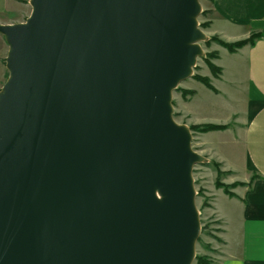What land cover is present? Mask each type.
<instances>
[{"label": "water", "instance_id": "obj_1", "mask_svg": "<svg viewBox=\"0 0 264 264\" xmlns=\"http://www.w3.org/2000/svg\"><path fill=\"white\" fill-rule=\"evenodd\" d=\"M0 24V264H193L200 0H29Z\"/></svg>", "mask_w": 264, "mask_h": 264}, {"label": "crops", "instance_id": "obj_2", "mask_svg": "<svg viewBox=\"0 0 264 264\" xmlns=\"http://www.w3.org/2000/svg\"><path fill=\"white\" fill-rule=\"evenodd\" d=\"M26 1L0 0V24L23 22L30 13ZM202 6L207 36L232 43L252 33L264 35V0H203ZM15 13L16 20L11 18ZM5 44L0 35V75ZM217 52L220 74L204 75L215 91L193 80L184 87L193 95L174 99L180 123L228 126L196 132L201 154L246 184L233 189L235 197L224 194L220 203L212 195L210 210L221 223V242L202 255L211 264H264V36L234 53L227 51L222 64ZM199 91L206 96L200 97Z\"/></svg>", "mask_w": 264, "mask_h": 264}, {"label": "rangeland", "instance_id": "obj_3", "mask_svg": "<svg viewBox=\"0 0 264 264\" xmlns=\"http://www.w3.org/2000/svg\"><path fill=\"white\" fill-rule=\"evenodd\" d=\"M28 1V2H27ZM26 3L28 5L29 11H30V6H29V0H27ZM203 0H200L201 4V13L199 14L197 18L198 22V28L205 33V28L201 27V24L205 23L203 20L202 12L205 11L202 6ZM18 18L19 13H15L11 16L14 17L16 16ZM15 19V18H12ZM26 19V18H25ZM16 20V19H15ZM24 21V20H23ZM252 34H263V33H252ZM251 34V35H252ZM206 35V34H205ZM250 35V36H251ZM249 36V37H250ZM206 41H201L199 44L203 50V56L198 57L196 60L195 67L192 68V76L187 78L186 80L180 82L177 86L176 89L173 90L172 92V107H173V119L179 123V124H184L185 123H180V117L174 112V106H176V102L174 99H179L178 97L180 96L181 99L187 100V97L190 95H184L182 92L183 91H188L184 90V87H187L189 83H191L193 80L197 81L196 79L193 78V76H202L205 77V74H211V76H214V72L211 71L209 67V63L215 65V60L218 57V52L220 53L221 57V64L223 62V59L225 58V53H227V50L220 46L218 43L215 41H211L215 36H207ZM248 37V38H249ZM217 38V37H215ZM219 39V38H217ZM220 40V39H219ZM223 41V40H221ZM241 41V40H239ZM225 42V41H223ZM229 43V42H226ZM8 47L5 44L2 58H1V64L3 68V72L0 75V89L2 88L3 84L5 83L7 77H8V71L5 68V58L7 54ZM216 66V65H215ZM215 77V76H214ZM208 78V77H207ZM210 80V79H209ZM199 82V81H197ZM194 84V82H192ZM201 84V82L199 83ZM204 86V85H203ZM199 96H206L202 95V92L199 91ZM190 130V126H188ZM191 132V147L193 151L197 152L201 156H203L201 153L203 152L201 146L198 143L197 140V134L195 131L190 130ZM196 136V137H195ZM204 157V156H203ZM213 161L205 160L204 163L201 164H196L193 166L192 169V178H193V186L195 190V206L198 212V218H199V223H200V233L197 239V242L195 244V257L202 256L203 251L211 250V244L216 246L217 243H220L221 240L217 237L219 235V232L221 230V223L217 221V219L213 216V213L210 210V201H212V198L214 195L215 200L218 201L219 203L221 202V197L224 196V192L222 188H218L216 186V183H220L223 185H231L233 183H236L238 181L233 180L231 174L229 172L221 171L220 165L218 164V168L213 164ZM239 186H236L237 188ZM233 188V189H235ZM233 189H230L232 192ZM226 195V194H225ZM207 256V255H205ZM209 259H211L209 256H207ZM193 264H196V260L194 259Z\"/></svg>", "mask_w": 264, "mask_h": 264}, {"label": "trees", "instance_id": "obj_4", "mask_svg": "<svg viewBox=\"0 0 264 264\" xmlns=\"http://www.w3.org/2000/svg\"><path fill=\"white\" fill-rule=\"evenodd\" d=\"M205 11L202 12V15L204 14ZM208 26V23H203L201 24V27L205 28ZM263 34H252L249 38L241 40V41H236V42H232V43H226L223 42L215 37H213L212 39H210L211 41H215L216 43H218L220 46H222L223 48H225L229 53H234L236 52L238 49L242 48L245 45H253V43L263 37ZM209 67L211 69V71L214 72V76H218L221 72V69L211 63H209ZM194 79H196L197 81L201 82L203 85H205L207 88L215 91V89L212 87L209 78L202 77V76H193ZM185 96L186 95H193V91H183L182 92ZM228 126L227 125H213V124H204V125H196V126H190V130L195 131V132H199V133H206L209 131H213V130H224L226 129ZM217 168H218V164L213 163ZM254 178H252L251 180H253ZM246 184L241 183V182H236L233 183L231 185H223L220 183H216V186L218 188H222L223 192L228 196V197H235V194L233 192L230 191V189L235 188L236 186H244ZM196 260V264H211V260L205 256H196L195 257Z\"/></svg>", "mask_w": 264, "mask_h": 264}]
</instances>
